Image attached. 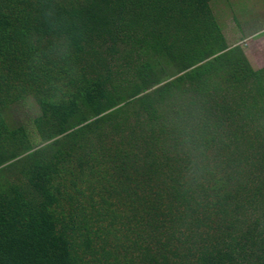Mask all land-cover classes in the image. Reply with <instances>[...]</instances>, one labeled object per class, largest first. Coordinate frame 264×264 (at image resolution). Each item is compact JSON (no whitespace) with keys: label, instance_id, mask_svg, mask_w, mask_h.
I'll use <instances>...</instances> for the list:
<instances>
[{"label":"trees","instance_id":"16d2710c","mask_svg":"<svg viewBox=\"0 0 264 264\" xmlns=\"http://www.w3.org/2000/svg\"><path fill=\"white\" fill-rule=\"evenodd\" d=\"M215 5L0 0V264H264V66Z\"/></svg>","mask_w":264,"mask_h":264},{"label":"rangeland","instance_id":"374dc122","mask_svg":"<svg viewBox=\"0 0 264 264\" xmlns=\"http://www.w3.org/2000/svg\"><path fill=\"white\" fill-rule=\"evenodd\" d=\"M229 1L235 5L233 10L228 8V0H216L215 5L224 22L227 42L238 43L253 67L264 66V0ZM16 113L26 116L22 110Z\"/></svg>","mask_w":264,"mask_h":264}]
</instances>
